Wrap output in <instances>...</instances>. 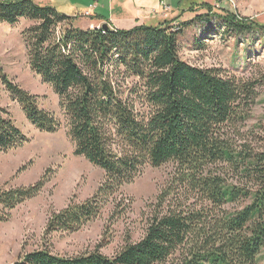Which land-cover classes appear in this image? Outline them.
<instances>
[{"label": "trees", "instance_id": "trees-1", "mask_svg": "<svg viewBox=\"0 0 264 264\" xmlns=\"http://www.w3.org/2000/svg\"><path fill=\"white\" fill-rule=\"evenodd\" d=\"M207 8L206 15L214 14ZM216 15L227 33L264 31L256 20ZM22 18L32 22L22 31L29 65L59 96L75 154L106 175L92 197L52 213L45 233L80 230L146 165L171 163L174 172L143 237L114 255L97 247L65 256L44 247L13 264H264V135L255 146L233 140L251 116L256 81L183 60L182 28L169 21L118 29L97 14L91 19L108 27L84 29L53 6L0 0L1 23ZM0 77L30 124L49 133L60 129L37 95ZM27 140L0 106V153ZM43 185L41 179L0 190V221Z\"/></svg>", "mask_w": 264, "mask_h": 264}, {"label": "rangeland", "instance_id": "rangeland-1", "mask_svg": "<svg viewBox=\"0 0 264 264\" xmlns=\"http://www.w3.org/2000/svg\"><path fill=\"white\" fill-rule=\"evenodd\" d=\"M33 1L76 16L74 25L84 29L103 24L91 19L97 14L105 16L118 29L140 24L156 26L164 21L181 27L179 46L183 60L200 67L221 68L235 77L257 83V99L251 116L233 140L251 144L264 135V31L227 33L223 17L216 15L232 12L264 24V0ZM207 7L214 14L206 15ZM30 25L32 22L24 18L13 25L0 22V74L37 95L40 107L55 113L61 127L49 133L30 124L0 77V106L10 111L28 138L23 145L0 153V190L30 186L44 179L37 196L6 210L8 219L0 221V264H13L24 253L44 247L65 256L99 247L102 253L112 256L126 242L143 237L150 216L162 208L160 197L171 183L173 165L144 166L131 183L109 196L101 212L80 230L46 234L45 227L52 213L92 197L106 182V175L84 156L75 154L59 96L31 69L22 36V31ZM130 85L131 80L126 83Z\"/></svg>", "mask_w": 264, "mask_h": 264}, {"label": "water", "instance_id": "water-1", "mask_svg": "<svg viewBox=\"0 0 264 264\" xmlns=\"http://www.w3.org/2000/svg\"><path fill=\"white\" fill-rule=\"evenodd\" d=\"M102 26L105 27V28L108 27V25L106 23H104Z\"/></svg>", "mask_w": 264, "mask_h": 264}]
</instances>
